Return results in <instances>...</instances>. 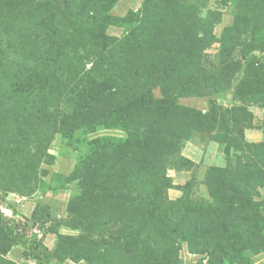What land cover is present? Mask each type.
<instances>
[{"label": "rangeland", "instance_id": "374dc122", "mask_svg": "<svg viewBox=\"0 0 264 264\" xmlns=\"http://www.w3.org/2000/svg\"><path fill=\"white\" fill-rule=\"evenodd\" d=\"M48 1L0 0V264H264V177L238 184V195L233 179L215 172L235 168L228 138L264 144V103L241 84L252 68L264 72V0H186L204 19L195 36L205 50L191 56L179 23L161 18L170 11L163 0H56L71 21L40 7ZM104 16L115 18L106 27L112 40L133 50L144 38L130 33L144 29L158 57L176 58L182 111L160 113L168 149L157 158L146 152L151 137L101 124L107 100L84 85ZM36 60L70 66L62 73L73 86L26 77ZM152 93L162 98L160 87ZM45 106L58 123L67 119L68 134L14 113ZM94 176L108 193L91 186ZM134 184L155 195L132 202Z\"/></svg>", "mask_w": 264, "mask_h": 264}, {"label": "trees", "instance_id": "16d2710c", "mask_svg": "<svg viewBox=\"0 0 264 264\" xmlns=\"http://www.w3.org/2000/svg\"><path fill=\"white\" fill-rule=\"evenodd\" d=\"M163 3L170 8L169 12L162 14L161 18L167 20H174L179 23L178 29H175L176 35H180V46L187 47L185 54L191 56L195 50L203 49V40L195 36V32L200 30L204 24L201 16H196L186 7V0H163ZM40 7H48L54 15L65 18L71 21L67 15L65 6L60 5L56 0H50L40 5ZM209 15V14H208ZM208 19V18H206ZM100 32L95 38L90 41L89 62L90 68L85 71L84 85L87 87V92L97 90L104 95L107 100V110L103 113L101 124L106 127H120L129 132L131 138L140 139L142 137H151V143L146 149L147 154L155 156H162L168 149L166 140L161 137L166 133V126L159 120L160 113L167 109H176L182 111L178 106V99L183 97L184 88L180 87L179 79L180 72L175 67L176 58L171 57L166 63L162 60L158 40L156 44H147L151 38L145 34L149 32L144 29H138L131 32L129 38L133 35H141L144 38L143 42L135 41L134 49L130 50L124 41L112 40L106 34V27L111 26L115 18L113 16H104L99 18ZM184 26L186 29L184 30ZM159 31V30H158ZM184 37H183V36ZM178 38V37H175ZM180 40V39H177ZM202 46V47H201ZM57 51L58 46L54 44L50 46ZM72 48L69 49V52ZM150 53H152L150 55ZM155 53V54H153ZM186 59H189L186 58ZM35 68L33 69V64ZM67 67V68H66ZM66 68L71 70L70 66L63 64L58 66L54 62L49 64L45 61L40 63V60L32 61L26 67L28 73L26 77L29 79L43 78L41 80L57 77V81L61 83L64 89H70L73 84L64 78L62 73ZM61 69V74H58ZM72 71V70H71ZM46 73V74H45ZM36 74H38L36 76ZM39 78V79H40ZM227 79L223 76L222 82ZM245 87L247 96L257 98L264 103V72L252 68L246 82L241 83ZM160 87L162 89V98L155 100L152 91ZM206 93L213 94L216 85H210ZM186 95V94H185ZM204 95V94H201ZM179 111H177L179 113ZM3 110L0 107V122L5 120L7 114H2ZM14 113L17 118L23 119L28 117H35L37 119L52 121L56 126H60L56 131L63 134H68V127L65 126L68 122L58 123L59 115L51 111H47V107H40L36 110L23 111L22 109L15 110ZM183 113V112H181ZM190 114L186 111L183 117H188ZM69 120L71 116L67 117ZM213 120V119H212ZM229 139V144H234L237 151L235 156V168L229 171H215L222 172L227 179H233V186L237 185L236 194L240 195L242 191L238 189V184L243 185L248 183V179L255 175L257 178L264 177V144H249L243 142L239 135ZM27 141V140H25ZM169 152H167L168 155ZM240 153V155H239ZM179 162L186 163L181 155L176 157ZM96 172L100 171V167L96 168ZM79 169L75 170L78 174ZM89 180L88 177H85ZM91 186L97 187L98 191L109 192L110 187L106 186L97 177H92ZM90 181V180H89ZM104 182V181H103ZM231 183V182H230ZM95 184V185H94ZM111 184V183H110ZM131 190H127L128 196H131L132 202H146L152 199L155 194L149 192L144 194L141 191L143 187L134 184L130 186ZM247 188V186H246ZM234 190V188H233ZM246 190V189H245ZM124 189L112 187V193L122 197ZM240 192V193H239ZM162 195V192H161ZM159 203L164 205L166 201L162 196Z\"/></svg>", "mask_w": 264, "mask_h": 264}]
</instances>
